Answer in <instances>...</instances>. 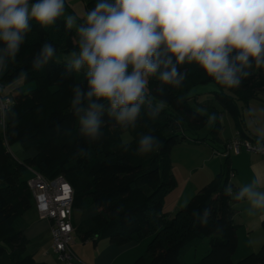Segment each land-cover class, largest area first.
I'll return each mask as SVG.
<instances>
[{
  "label": "trees",
  "instance_id": "1",
  "mask_svg": "<svg viewBox=\"0 0 264 264\" xmlns=\"http://www.w3.org/2000/svg\"><path fill=\"white\" fill-rule=\"evenodd\" d=\"M90 2L92 8L96 0ZM64 19L58 18L57 25L47 29L33 22L20 53L0 77L4 86L15 82L19 72L28 73L23 84L14 89L12 103L4 112L6 118L0 121V264H36L25 253L27 240L22 221L24 214L33 208L26 186L28 167L48 179L63 175L73 189V209H96L93 217L74 227L83 241L106 238L115 245H123L150 238L145 258L134 264H243L244 261L234 263L229 257L237 248V234L232 220L234 201L224 193L230 174L227 158L213 180L171 217L164 212L163 204L165 196L177 185L170 172L173 146L183 141L196 144L207 140L208 136L199 138L197 131L207 125V117L213 113L217 120L209 123V133L215 137L219 122L214 103L238 122L239 102L244 104L264 91V68L253 69L234 89L217 84L195 62L178 65L181 72L186 71L180 88L162 84L157 73L149 78L152 105L142 109L135 127L148 129L158 145L147 154H137L139 139L135 128L130 127L133 131L130 146L127 150L114 149L112 145L121 128L114 126L108 117L99 141L90 143L80 135L78 120L70 106V89L73 83H83V76L68 79L61 76L62 57L76 48L78 36L73 28L65 27ZM45 40L54 44L56 56L48 65L34 70L32 57ZM206 84L215 86L211 100L199 103L194 99L199 108H193L189 104L190 98H194L190 95L192 89ZM161 102L163 107L153 115L152 109ZM207 106L206 112L203 109ZM191 133L197 137L189 136ZM13 144H19L26 152L32 149L35 155L18 161L9 150ZM130 147L134 156L125 152ZM80 148L88 150L87 158L77 156ZM205 207L212 209V216L206 224L194 223L193 210L202 211ZM260 226L264 230V219ZM206 237H210V250L203 261L186 263L184 254ZM246 259L249 262L245 264H264V245Z\"/></svg>",
  "mask_w": 264,
  "mask_h": 264
},
{
  "label": "clouds",
  "instance_id": "2",
  "mask_svg": "<svg viewBox=\"0 0 264 264\" xmlns=\"http://www.w3.org/2000/svg\"><path fill=\"white\" fill-rule=\"evenodd\" d=\"M65 6L66 0H0V70L20 53L33 22L43 29L55 27ZM64 24L76 26L78 40L64 59L61 76H83V83L71 86L70 106L80 135L90 143L103 137L105 117L121 129L135 128L142 109L152 105L149 78L157 73L162 84L180 88L186 71L178 65L195 62L217 84L234 89L253 69L264 68V0H96L82 22L68 15ZM55 56L54 44L45 40L32 57V69L48 65ZM27 76L21 71L16 81ZM162 107L163 102L152 114ZM216 120L214 113L208 117L209 123ZM255 125L250 122L257 145L264 149V125ZM157 145L155 136L144 134L137 154ZM88 155L85 148L77 150L78 157ZM224 193L245 204L248 216L264 213V175L235 189L228 184ZM192 216L194 223L206 224L212 209H194Z\"/></svg>",
  "mask_w": 264,
  "mask_h": 264
},
{
  "label": "crops",
  "instance_id": "3",
  "mask_svg": "<svg viewBox=\"0 0 264 264\" xmlns=\"http://www.w3.org/2000/svg\"><path fill=\"white\" fill-rule=\"evenodd\" d=\"M6 69L0 70V77L6 72ZM22 84L23 81H15L11 84L4 85L2 86L1 93L5 98L10 99L14 89L19 88ZM208 85L211 86L208 87ZM214 90L215 86L213 84H206V87L197 86L193 88L190 95L199 103H204L211 100V93ZM203 95L207 96L204 97ZM214 106L218 110L219 130L213 138L222 145V152H219L216 148H210L207 145L206 153L198 152L194 155L191 161L195 164L189 168V171L192 172L190 173L188 182L193 179L191 187L186 185L180 190L182 182L185 181V176L178 178L174 175L177 180V185L165 196L163 204L164 209L167 196L173 194L170 200L172 206L170 203L169 209L166 210L169 217L178 208V204L180 203L179 198H182L185 194L188 195L187 197H192L201 187L213 180L219 173L224 158H227L229 162L231 172L229 174V184L233 185L234 189L238 188L241 184L249 182L256 175H264V155L246 151H241L239 154L226 153L224 148L225 142L236 135L253 139L257 138L254 126H250V122L256 121L255 127L264 125V91H259L244 104L239 102L238 122L225 110L217 105ZM250 111L253 113L251 116L248 115ZM208 124L209 121L207 122ZM197 134L199 138L205 136L204 134L200 136L201 133H198V131ZM206 141L205 139L199 143ZM28 151V156L32 157L35 155L34 150L31 149ZM16 160L22 161L23 159ZM231 206L234 209L232 220L236 225V234L239 231L249 234L253 233L260 226L261 220L264 219V213H257V215L251 217L248 216L245 212V204L234 201ZM80 213V217L75 222L72 216V222L75 228L81 222L93 217L96 214V209L89 207L86 210H80ZM26 214L27 212L24 216ZM24 222V236L27 240L25 253L30 255L36 264H62L50 247L49 222L38 219L35 208L32 215H29L28 220H24ZM149 240L150 238H146L140 242L115 245L106 238L83 241L75 233V239L71 248L79 261L75 264H134L139 258H145Z\"/></svg>",
  "mask_w": 264,
  "mask_h": 264
},
{
  "label": "rangeland",
  "instance_id": "4",
  "mask_svg": "<svg viewBox=\"0 0 264 264\" xmlns=\"http://www.w3.org/2000/svg\"><path fill=\"white\" fill-rule=\"evenodd\" d=\"M91 0H66V6H65V11H64V17H67L68 15H74L76 17H78V23L82 22V18L85 14L86 11L91 9ZM89 3L88 5H86V3ZM75 25L72 27L73 30L75 31ZM77 33L75 32V35ZM70 54V52H66L63 55V60L65 59L66 56H68ZM201 87H206V85H200ZM211 85H208V87H210ZM204 97H206L207 95H203ZM4 97V96H3ZM5 98V97H4ZM207 99V98H206ZM210 99V98H209ZM190 105L194 108H199L198 106H196V101L194 100V98H190L189 101ZM215 105V103H214ZM208 107H205L203 110H205L206 112L208 111ZM202 109V107H200ZM208 115V113H207ZM210 115H208L209 117ZM1 121V118H0ZM244 126V125H243ZM211 130L210 125L208 124L207 126H203L202 129H200L198 131V133H201L200 136H202L203 134L206 136H208L207 141L206 142H202L199 144H194V143H189V142H181L179 144H176L173 146V148L171 149L170 152V156H169V161H170V172L173 175H176L178 178H183V176H185V181L182 182V185L180 186V190L188 185V187H191L192 185V181L188 182V179L190 177V173L192 171H189L190 166H194V162L191 161V159L194 158V155L198 152H202V153H206L207 152V145L210 148H216L219 152H222V145L220 144L219 141H216L215 139L213 140L214 135L209 133V131ZM134 131L137 132V136L136 138L139 139L142 135L144 134H148L150 133L148 129H141L139 127H135ZM113 133V131H110V135ZM187 133V131H186ZM188 135V133H187ZM161 136H166V135H161ZM189 136L191 137H197L196 134H189ZM133 139V131L129 130V129H119L117 132V136L115 138V142L113 143L112 147L114 149H118V148H124V150H127V148L130 146V143ZM111 147V148H112ZM199 147V148H198ZM112 148V149H113ZM11 155L15 158V159H24L25 157L28 156L29 151H23L21 149V147L19 146V144H13L10 146L9 148ZM125 152H129V154L131 156H134V151L132 152V147H130L128 149V151ZM224 158V157H223ZM80 178H82L80 176ZM172 195L167 196L166 200H165V208L163 209L164 212H166V210L169 209V205H170V200L172 198ZM188 195L185 194L184 196H182V198L180 199V203L178 204V209L182 208L186 202H188V200L191 197H187ZM172 206V203H171ZM171 208V207H170ZM34 211V208H31L27 214L25 216H23L22 221L24 222V220H28L29 215H32ZM80 210H76L73 209V221L75 222L76 220H78V217H80ZM235 220H237L235 218ZM25 223V222H24ZM250 240H254L256 241L255 244H249ZM264 245V230H262V228H260V226L257 227V230L254 231L253 233H244L242 231H239L237 233V248L234 251L233 254H231L229 257L230 259L236 263L239 261H244L243 264H245L247 261L246 257H249L250 255L256 254L261 246ZM210 250V237H206L204 238L200 244L194 248L189 249L185 254H184V261L186 263H191V262H202L204 256L208 253V251ZM249 255V256H248Z\"/></svg>",
  "mask_w": 264,
  "mask_h": 264
},
{
  "label": "built area",
  "instance_id": "5",
  "mask_svg": "<svg viewBox=\"0 0 264 264\" xmlns=\"http://www.w3.org/2000/svg\"><path fill=\"white\" fill-rule=\"evenodd\" d=\"M0 99L4 103L0 106V112H5L11 103L1 93ZM1 121L3 117H0ZM226 153L239 154L241 151L264 155L256 143V139L242 137L240 135L229 138L224 144ZM29 176L26 186L31 193L34 208L38 219L49 222L51 250L56 254L62 264H75L79 262L71 245L75 239V229L72 222L73 189L63 175H57L52 179L44 177L33 167H28ZM231 174V172H230Z\"/></svg>",
  "mask_w": 264,
  "mask_h": 264
}]
</instances>
